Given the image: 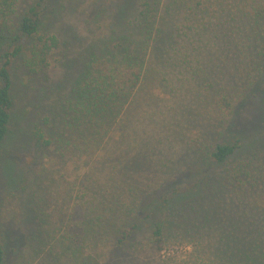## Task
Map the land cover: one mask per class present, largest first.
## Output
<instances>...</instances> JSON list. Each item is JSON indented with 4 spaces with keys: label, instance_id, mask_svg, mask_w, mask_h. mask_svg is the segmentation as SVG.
Masks as SVG:
<instances>
[{
    "label": "rangeland",
    "instance_id": "rangeland-1",
    "mask_svg": "<svg viewBox=\"0 0 264 264\" xmlns=\"http://www.w3.org/2000/svg\"><path fill=\"white\" fill-rule=\"evenodd\" d=\"M39 1L17 0L15 14L6 22L0 19V58L8 52L9 40L17 35L22 16ZM142 2L49 0L44 4L48 9L36 37L46 45L42 60L29 63L33 45L26 44L12 63L14 110L0 145V228L9 236L6 250L14 249L8 252L7 264H192L197 255H211L220 238L215 232L208 233L212 231L173 233L171 226L177 228L170 225L167 214L165 221L169 223L162 229L159 244L153 232L164 219L153 216L150 210L164 213L166 208H87L92 178L110 177L109 168L135 154L128 152V142H112L128 154L109 164L102 161L109 146L91 158L79 156L77 142L64 149L55 142L46 143L51 139L50 125L55 127L70 108L73 86L89 62L116 49L122 34L130 38L136 35ZM160 3L155 28L167 33L171 31L170 21L182 28L179 33L171 31L172 46L162 47L170 55L165 54L160 63L156 61L158 67L151 64V74L141 89V97L149 98L150 107L145 104L138 108L132 132L138 150L153 152L155 163L149 165L150 170L133 168L143 177L139 178L143 179L145 194L159 186L156 194L152 193L153 199L165 194L166 185L174 187L180 181L177 187H184L191 183V176L174 174L183 169L179 165L184 158L198 148L192 147L196 141L210 148L224 138L233 142L244 134L243 148L229 166L244 158L253 159L255 152L258 154L253 160L264 165V42L245 34L241 37L227 22L228 16L217 13L219 8L234 11L232 4L240 1ZM203 7L207 10L201 15ZM202 24H207V29L200 32L197 28ZM155 47V53L162 51ZM220 95L233 102L237 99L242 106L228 115L220 114L213 107V98ZM119 135L116 133V138ZM165 162L169 165L164 169ZM229 182L225 181L227 198L216 200L222 201L225 209L232 208L233 198L228 193L235 191ZM260 187L263 185L251 189L249 203H255ZM130 221H136L138 227L119 246L121 232Z\"/></svg>",
    "mask_w": 264,
    "mask_h": 264
},
{
    "label": "trees",
    "instance_id": "trees-1",
    "mask_svg": "<svg viewBox=\"0 0 264 264\" xmlns=\"http://www.w3.org/2000/svg\"><path fill=\"white\" fill-rule=\"evenodd\" d=\"M48 1L40 0L25 12L18 24L17 35L9 40L8 52L0 58V145L7 136L14 110L10 67L25 51L26 44L33 45L32 57L27 61L39 63L42 60L46 45L40 44L36 37L41 31L44 13L48 9L44 4ZM239 1L241 4H232L234 11H221L219 8L217 13L228 16L227 22L232 24L241 37L245 34L251 40L258 41L261 38L264 42V0ZM160 4V0H143L135 22L137 33L134 40L127 33L122 34L116 49L103 52L89 62L84 74L73 86L70 108L63 112V118L57 120L55 127L50 125L51 139L46 143L55 142L57 147L59 145V148L64 149L71 142H77L80 147L79 156L91 158L109 146L108 152H105L106 158L102 160L109 164L128 154L112 142H128L131 145L128 152L135 154L124 161L118 160L116 165L109 168L108 172L112 173L110 177L92 178L87 208H166L164 213L150 210L153 216L164 219L153 232L157 243L160 244L162 229L169 223L165 221L167 214L170 225L177 228L174 230L171 226L173 233L179 231L188 235L197 230V233L212 231L208 233L215 232L220 236L215 241L211 255L206 258L197 255L193 257L192 264H264V165L259 160L255 161L258 154L255 152V160L248 157L229 166L243 148L244 134L236 135L233 142L224 138L222 143H216L210 148L209 144L201 146L197 141L193 142L192 147L198 148H194L193 153L184 158V162L179 165L183 169L174 174L191 176L188 178L189 181L192 179L191 183L184 187H177L180 181L174 187L166 185L165 194L158 198L154 195L153 199V194H156L159 186L154 190L149 188L150 192L145 194L147 190H143L145 186L142 184L143 179H140L143 177L137 176L138 173L133 170L149 169V165L155 163L151 156L152 150L147 154L138 150V142L132 134L134 114L140 113L138 108L145 104L150 107L149 98L141 97L142 86L151 74V64L158 67L157 62L165 59V54L170 55L162 47L172 46L171 31L174 29L179 33L182 28V25L179 28L178 22L171 21L168 22L171 31L168 29L167 33L161 28H155ZM16 6L17 0H0V19L6 22L11 18ZM206 10L203 7L199 10L200 14L204 15ZM206 26L202 24L197 29L202 32L207 29ZM132 44L134 46L130 48ZM155 45L162 51L155 53ZM225 95L213 98V107L220 114L226 115L239 110L242 105L239 106L237 99L233 102ZM116 133H120L119 138H116ZM127 159L133 160L127 162ZM168 165V162L162 164L164 169ZM227 180L238 191L228 193L233 198L230 209L222 207V201H216L217 198H227L224 191ZM259 184L263 187L259 188L255 203H249L247 197L251 189ZM226 212L231 215L227 216L224 214ZM137 227L136 221H130L122 230L118 245H124ZM9 244V236L0 228V264H7L8 252L14 251L6 250Z\"/></svg>",
    "mask_w": 264,
    "mask_h": 264
}]
</instances>
